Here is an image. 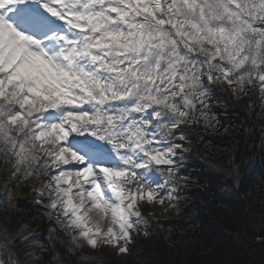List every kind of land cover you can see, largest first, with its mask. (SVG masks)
<instances>
[{
    "label": "snow or ice",
    "instance_id": "obj_1",
    "mask_svg": "<svg viewBox=\"0 0 264 264\" xmlns=\"http://www.w3.org/2000/svg\"><path fill=\"white\" fill-rule=\"evenodd\" d=\"M225 83L264 98V0H0L5 184L43 178L69 252L127 254Z\"/></svg>",
    "mask_w": 264,
    "mask_h": 264
},
{
    "label": "trees",
    "instance_id": "obj_2",
    "mask_svg": "<svg viewBox=\"0 0 264 264\" xmlns=\"http://www.w3.org/2000/svg\"><path fill=\"white\" fill-rule=\"evenodd\" d=\"M226 85L213 86V124L192 126L191 147L180 168L187 184L176 213L148 223V239L134 236L121 260L85 246L69 252L60 223L35 199L23 200L20 218L41 232L40 262L264 264V98L258 90L237 94L235 86ZM34 181L22 184L30 188ZM260 221L257 231L254 224Z\"/></svg>",
    "mask_w": 264,
    "mask_h": 264
},
{
    "label": "bare ground",
    "instance_id": "obj_3",
    "mask_svg": "<svg viewBox=\"0 0 264 264\" xmlns=\"http://www.w3.org/2000/svg\"><path fill=\"white\" fill-rule=\"evenodd\" d=\"M10 173V167L3 164L0 167V263L1 264H40V234L30 224L18 226V200L26 194L23 186L14 185V181L6 186L5 177ZM42 180L34 183L35 194L45 191L41 187Z\"/></svg>",
    "mask_w": 264,
    "mask_h": 264
},
{
    "label": "rangeland",
    "instance_id": "obj_4",
    "mask_svg": "<svg viewBox=\"0 0 264 264\" xmlns=\"http://www.w3.org/2000/svg\"><path fill=\"white\" fill-rule=\"evenodd\" d=\"M226 87L229 88L228 85H226ZM227 91V90H226ZM228 92V91H227ZM229 97H231V95L228 94ZM9 165V164H7ZM3 166V164H2ZM0 166V167H2ZM10 167V172H12V166L9 165ZM42 182H43V178H41ZM14 181V185L17 186V183L15 181V179H13ZM36 181H34L32 184H31V187L30 188H26L25 186H23V184H19L20 186H23L26 194L24 196H22V198H20L18 200V204L16 206L17 208V215H16V219H18V226L21 227L23 226L24 224H29L28 222L22 220L20 218V213L22 212V208H21V203L23 200H33L34 197L36 196L35 194V191H34V183ZM46 191V189H45ZM35 203H38L36 200H35ZM144 204L143 208L141 209L142 211V215L146 218V220L148 221V223H154L156 222L157 220H163L167 217H169L170 215L174 214L177 212L178 210V206H177V201H170V200H165V203L163 205L159 204L158 202H153L151 204H148L146 202H142ZM175 204V207H173L172 205ZM262 222H258V223H255L254 224V228L259 231V229L262 227ZM36 228V227H34ZM37 229V228H36ZM66 230V229H64ZM38 231V234H40V240H41V232L39 231V229H37ZM136 237H142L143 239H148V235H144L143 232L139 233L138 235H135ZM262 238H258V240H261ZM132 244V243H131ZM43 247H44V244H43V240H41V247H40V259H42V250H43ZM86 249L88 250H91V251H94V252H99L101 250H107L111 255H115L117 258L123 260V259H126V257L128 256V254L130 253H127V254H120V253H117L116 251L114 250H111L109 249L108 247H98L96 249H92L91 247L89 246H85ZM41 261V260H40ZM39 261V262H40ZM1 264V263H0ZM40 264H42L40 262Z\"/></svg>",
    "mask_w": 264,
    "mask_h": 264
}]
</instances>
